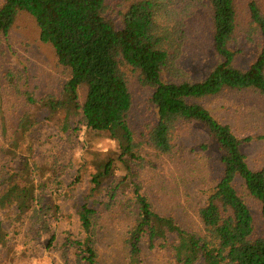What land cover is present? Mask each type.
<instances>
[{
    "label": "trees",
    "instance_id": "obj_1",
    "mask_svg": "<svg viewBox=\"0 0 264 264\" xmlns=\"http://www.w3.org/2000/svg\"><path fill=\"white\" fill-rule=\"evenodd\" d=\"M22 16L37 27L64 79L60 91L39 94L26 69L8 63L0 75L1 118L11 116L0 122V262L6 254L14 264H44L45 258V264H57L55 257L62 264H102L101 222L129 205L123 264H145L147 254L161 261L160 254L161 264H264V235L255 233L246 201L264 219V167L248 162L243 145L252 137H240L207 103L245 91L264 98V0H123L117 10L109 0H0V58H6L3 45ZM240 40L258 41L246 67L236 61ZM199 45L210 66L194 79L185 60ZM134 86L149 91L154 114L139 131L130 124ZM65 94L76 118L66 143L80 137L75 158L68 166L55 159L49 168L32 159L20 172L19 145L24 141L33 153L26 133L38 119L31 110L47 111L49 121ZM9 100L14 108L22 105L8 107ZM183 124L200 127L209 137L207 148L217 153L215 179L197 190V230L159 211L140 180L157 161L174 158ZM99 140L108 145L104 153ZM68 168L73 181L67 187H87L76 208L79 236L52 252L59 210L51 192L65 187ZM183 239L195 250L184 257ZM43 249H50V258Z\"/></svg>",
    "mask_w": 264,
    "mask_h": 264
},
{
    "label": "rangeland",
    "instance_id": "obj_2",
    "mask_svg": "<svg viewBox=\"0 0 264 264\" xmlns=\"http://www.w3.org/2000/svg\"><path fill=\"white\" fill-rule=\"evenodd\" d=\"M109 2L117 10L123 0H109ZM7 42L9 44L3 45L7 56L0 58V75L9 63L14 69H26L29 86L35 88L36 93L58 92L62 89L64 77L60 69L54 65L51 51L40 43L37 27L30 19L22 16L10 33ZM257 44L258 41L250 44L239 41L237 47L241 52L236 60L237 65L246 67L249 64L255 55ZM204 48L205 46L199 45L185 60V66L189 67L191 77L194 79L204 76L210 66V55ZM132 90L134 100L130 124L133 130L139 131L154 117V114L148 100L149 91L136 86ZM5 102L6 106L14 108L10 100ZM207 103L215 117L231 125L240 137H252L249 143L243 145L248 162L253 168L264 167V138L262 137L264 136V98L251 91H245L227 94ZM20 105L22 103L17 104L14 109ZM31 111L38 119L35 128L26 133L28 140L30 139L33 143V153L29 154L28 144L24 141L19 145L20 163H24L19 167L20 172L24 169L25 161L30 162L32 159L44 168L51 167L55 159L60 164L68 166L80 149V137H73L69 144L66 141V136L68 137L76 120L73 101L65 94L63 107L49 121L45 119L48 116L47 111L35 108ZM3 119L0 114V122ZM10 119L11 116L8 115V119L4 120L8 123ZM97 133L105 134V132ZM26 135L23 137L24 140H27ZM99 143L101 147L103 146V153L106 152L108 150L106 142L99 140ZM176 144L178 151L174 158H163L157 161L154 164L155 167L152 166L143 171L140 180L159 211L172 214L185 228L197 230L196 204L197 200L200 201L197 190L207 186L208 180L215 179L218 171L217 153L211 145L207 148L210 144L209 137L194 124L180 125L176 133ZM27 178L30 179V177ZM72 181L71 169L68 168L63 176L65 187L51 192V201L58 206L59 210L58 223L54 228L57 242L56 246L51 248L52 252L60 250L61 244L67 237L79 236L76 208L77 204L83 200L87 187L84 184H78L75 188H68ZM246 201L255 219V233L264 235V219L259 213L258 206L249 198H246ZM131 221L132 209L129 205L118 206L105 214L99 230L102 264H123V254L127 249L126 242L132 226ZM3 223L7 226L6 222ZM42 245L44 243L41 242L39 246L42 247ZM194 252L192 246L188 245V239H183L179 245L180 255L184 257ZM43 254L50 258L52 253L50 249H43ZM159 257L161 261H156L154 256L147 254L145 264H161L165 259L160 254ZM44 260L48 261L46 258ZM55 260L57 264H62L58 257H55ZM0 264L14 263H11L9 256L5 254Z\"/></svg>",
    "mask_w": 264,
    "mask_h": 264
}]
</instances>
